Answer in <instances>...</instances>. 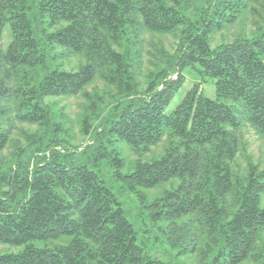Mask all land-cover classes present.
<instances>
[{
	"label": "trees",
	"instance_id": "1",
	"mask_svg": "<svg viewBox=\"0 0 264 264\" xmlns=\"http://www.w3.org/2000/svg\"><path fill=\"white\" fill-rule=\"evenodd\" d=\"M249 1L0 0V39L9 34L0 45V244L24 247L0 255V264H168L139 244L93 170L110 157L122 169L107 145L113 139L146 154L165 136L160 158L117 175L132 190L176 182L145 207L153 221L166 223V242L202 264H264V170L249 161L241 178L232 167L245 124L264 137V28L216 45L249 11ZM147 32H178V44L159 52L141 90ZM63 56H84L86 64L65 71L57 64ZM189 67L213 81L216 98L195 85L166 114ZM97 76L117 91L109 109L86 92ZM80 95L90 104L81 133L98 122L93 145L82 153L70 143L67 117L50 103ZM12 122L40 133L5 161ZM62 238L66 245H34Z\"/></svg>",
	"mask_w": 264,
	"mask_h": 264
},
{
	"label": "rangeland",
	"instance_id": "2",
	"mask_svg": "<svg viewBox=\"0 0 264 264\" xmlns=\"http://www.w3.org/2000/svg\"><path fill=\"white\" fill-rule=\"evenodd\" d=\"M249 11H247L237 24L228 27L222 34L217 36L216 45L222 42H231L235 37L244 35L251 36L254 29L257 27L264 28V0H250ZM9 42V34L6 33L4 39H0V45L5 47ZM178 44V32L171 34H156L145 33L142 37L141 56L142 67L138 74L140 81V89L146 87L147 76L156 71L154 63L159 55V52L164 50L169 53L174 52ZM58 53L62 49H56ZM65 56V55H64ZM62 57L57 64L62 65V69L68 72H76L80 67L86 64V59L83 56L76 57ZM186 82L181 90L175 95L170 105L166 109V114H170L183 100L186 93L195 85H200L206 97L215 99V87L211 79L202 77L195 69L187 68L183 71ZM86 92L91 97L99 96L103 98L105 106L109 109L113 103V98L109 97L111 94L115 96L117 91L114 87L104 82L99 76L87 87ZM116 97V96H115ZM54 104L56 114H64L67 117L66 126L71 129L70 143L77 148L76 151L82 153L88 146L93 145V134L95 128L98 127V122L93 123L89 134L81 133L80 120L83 118L86 108L90 105L88 100L80 95L72 98H60L50 100ZM234 106V104H233ZM101 112L99 117L106 115L108 109ZM239 118L241 114L236 112ZM99 121L102 120V117ZM14 124L10 144L2 156V160H8L10 156L15 153L20 146L26 145L28 135L40 133L37 127L28 124ZM240 140V151L236 156L232 167L234 173L244 178L248 172V162H252L264 170V137L258 133L251 125L245 124L238 133ZM110 148L115 149L119 153V157L123 160L124 165L122 169L116 168L112 157L103 158L98 166L93 170L97 171L105 185L112 191L116 199L121 204L126 213L128 220L134 225L137 230V238L139 244L145 246L148 252L152 255L158 256L160 259L168 264H202L197 255H181L180 248H172L166 242L165 227L166 223L155 222L149 217V210L146 209L155 197L160 196L164 191L170 189L176 182L164 184L154 190H146L137 188L135 190L129 189L126 184L118 177L117 173L123 175L130 174L134 171L135 165L138 161L151 162L160 158L168 146V139L165 138L162 142L153 147L149 153H137L131 147L123 142L113 139L112 144H107ZM74 151L73 149H71ZM1 159V158H0ZM261 207L264 208V195L261 199ZM264 239V237H263ZM68 239L51 240L47 242H36L34 245L43 248H54L58 245H66ZM24 250V247H13L9 245L0 244V255L17 254Z\"/></svg>",
	"mask_w": 264,
	"mask_h": 264
}]
</instances>
